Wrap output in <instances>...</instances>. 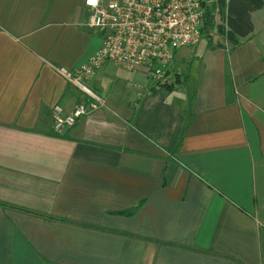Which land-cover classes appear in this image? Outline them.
Wrapping results in <instances>:
<instances>
[{
    "label": "crops",
    "instance_id": "crops-1",
    "mask_svg": "<svg viewBox=\"0 0 264 264\" xmlns=\"http://www.w3.org/2000/svg\"><path fill=\"white\" fill-rule=\"evenodd\" d=\"M88 16L0 0V264H264V6L237 46L176 52L173 88L105 63L103 105L57 132L83 98L57 69L102 42Z\"/></svg>",
    "mask_w": 264,
    "mask_h": 264
},
{
    "label": "built area",
    "instance_id": "built-area-1",
    "mask_svg": "<svg viewBox=\"0 0 264 264\" xmlns=\"http://www.w3.org/2000/svg\"><path fill=\"white\" fill-rule=\"evenodd\" d=\"M215 0H83L89 10L88 25L102 36L100 47L86 62L58 72L83 93V98L65 112L55 104L51 110L54 129L72 127L83 115L103 105L100 93L86 78L105 63L128 71L140 69L152 82H163L175 53L194 47L201 40L207 6Z\"/></svg>",
    "mask_w": 264,
    "mask_h": 264
},
{
    "label": "trees",
    "instance_id": "trees-1",
    "mask_svg": "<svg viewBox=\"0 0 264 264\" xmlns=\"http://www.w3.org/2000/svg\"><path fill=\"white\" fill-rule=\"evenodd\" d=\"M264 6V0H215L207 6L205 23L201 29V39L208 44L222 46L224 42L231 46H237L241 40L253 31L251 13ZM219 15L220 22L213 25L214 14ZM212 23L216 33L222 36V41L214 42L208 35L209 25ZM205 37V38H204ZM157 83V82H156ZM165 89L173 88L175 82L168 83L166 80L159 82Z\"/></svg>",
    "mask_w": 264,
    "mask_h": 264
},
{
    "label": "rangeland",
    "instance_id": "rangeland-1",
    "mask_svg": "<svg viewBox=\"0 0 264 264\" xmlns=\"http://www.w3.org/2000/svg\"><path fill=\"white\" fill-rule=\"evenodd\" d=\"M213 20V25H216L217 23H219L220 22V18H219V15H217L216 13L214 14V18L212 19ZM212 23L209 25V29H210V31H208V35H210V40H212L213 41V43L214 42H217V41H220V40H222V36H220L219 34H217L216 33V28H214L213 27V25H212ZM90 27V26H89ZM91 28V30H93V31H96L97 29H95V28H93V27H90ZM205 38V37H204ZM203 40H205V39H203ZM192 47H182V48H179L178 50H177V52L178 53H180V52H183V51H185V50H187V49H191ZM179 56V55H178ZM175 70V69H174ZM172 75V73L171 72H169L168 74H167V78L169 77L170 78V76ZM166 78V79H167ZM155 84H156V88H158V90H165V86H164V84L163 85H161V86H158V83L159 82H154Z\"/></svg>",
    "mask_w": 264,
    "mask_h": 264
},
{
    "label": "water",
    "instance_id": "water-1",
    "mask_svg": "<svg viewBox=\"0 0 264 264\" xmlns=\"http://www.w3.org/2000/svg\"><path fill=\"white\" fill-rule=\"evenodd\" d=\"M64 132V130H62V133Z\"/></svg>",
    "mask_w": 264,
    "mask_h": 264
}]
</instances>
